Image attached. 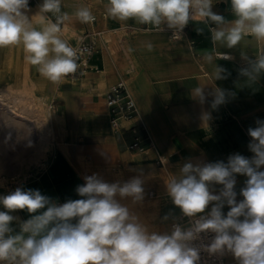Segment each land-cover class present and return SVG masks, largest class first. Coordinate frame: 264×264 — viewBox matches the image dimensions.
Masks as SVG:
<instances>
[{"label": "clouds", "instance_id": "clouds-1", "mask_svg": "<svg viewBox=\"0 0 264 264\" xmlns=\"http://www.w3.org/2000/svg\"><path fill=\"white\" fill-rule=\"evenodd\" d=\"M226 2L235 17L231 21L213 11V0H108L106 15L159 31L166 26L173 37L198 20L208 27L213 44L235 49L249 37L264 44V0ZM31 12L29 0H0V48L22 46L25 61L59 84L79 68L77 49L61 36L71 16L62 11V0H42ZM71 15L84 24L95 21L89 7H78ZM197 32L203 34V29ZM145 46L153 50L151 42ZM203 58L209 64L235 59L229 52ZM240 59L244 80L264 77V48L254 56L240 51ZM230 75L215 64V81ZM192 93L201 105L207 102L204 87ZM208 95L216 110L235 93L215 87ZM205 115L210 119L209 113L201 119ZM247 135L250 157L237 152L226 160L183 158L175 166L179 174L164 185L173 207L151 220L144 215L153 194L143 169L130 168L132 175L112 180L101 172L85 174L74 189L78 198L63 203L23 185L0 194V264H224L226 257L235 264H264V119L257 118ZM23 141L32 146L29 137ZM100 155L110 161L102 150ZM238 176L246 179L237 191ZM20 211L29 218L14 215ZM157 220L163 227L154 226Z\"/></svg>", "mask_w": 264, "mask_h": 264}, {"label": "crops", "instance_id": "crops-1", "mask_svg": "<svg viewBox=\"0 0 264 264\" xmlns=\"http://www.w3.org/2000/svg\"><path fill=\"white\" fill-rule=\"evenodd\" d=\"M41 2L29 0L30 16L35 14ZM213 3L214 12L224 15L229 21L235 18L230 11V2L213 0ZM107 4L108 0H62V11L71 16L62 26V38L73 47L81 41L93 43L96 47L87 69L79 77L73 80L64 78L61 83L54 84L42 77L36 66L28 63L27 79L42 84V105L51 109L50 113L61 122L60 137L57 141H50L53 144L49 149L52 159L50 172L41 175L38 189L50 184L53 188L51 197L63 203L66 199L78 198L74 190L73 193L65 190L62 183L64 177H73L71 185L75 189L83 183L82 176L85 174L101 172L112 180L121 174L127 178L133 174L129 169L136 168L148 172L151 197L154 198L164 191L165 183L173 175L179 174L175 166L182 163L183 158L226 160L230 154L237 152L250 157L247 129L255 126L257 118L264 119V77L251 82L239 75L238 70L243 66L240 51L254 56L264 48V44L249 37L235 49L224 48L219 43L213 44L208 27L198 20L190 21L182 36L173 37V31L166 26L164 31H159L134 19L123 22L113 19L106 15ZM81 6L90 8L95 16L94 22L84 24L71 15ZM37 21L38 16H33V23L39 27ZM198 29H203V34L198 33ZM147 42L153 44V50L146 48ZM11 48L15 52L10 59L9 80L5 83L15 88L19 59L16 57L17 46ZM220 52H229L235 59H214L209 64L203 58L205 53L216 57ZM215 64L228 69L230 77L215 81ZM119 81L125 83L127 93L135 103V125L139 134L151 144L152 148L144 154H134L127 149L132 139L129 132L132 123L121 124L125 140L121 133L109 131L111 127L104 96ZM196 87L205 88L207 102L203 105L192 93ZM215 87L235 95L213 110L210 107L212 96L208 93ZM102 113H106L105 127L108 130L94 134V120L100 121ZM203 113H209L210 119L207 115L201 119ZM81 130L84 132L81 133ZM65 148L71 150V159L65 155ZM21 149L26 151L23 146ZM101 150L110 157L109 162L100 155ZM42 157L43 153L33 159L20 160L16 173L24 174L28 164ZM80 159L84 164L82 168L77 162ZM158 159L162 164L158 163ZM149 160H153L152 166L159 165L160 169L151 170L146 163ZM245 179L237 177V191ZM172 207L167 195H163L160 198V213ZM227 210L224 209L225 212ZM17 215L21 218L22 212H17ZM225 264H235V261L226 257Z\"/></svg>", "mask_w": 264, "mask_h": 264}, {"label": "rangeland", "instance_id": "rangeland-1", "mask_svg": "<svg viewBox=\"0 0 264 264\" xmlns=\"http://www.w3.org/2000/svg\"><path fill=\"white\" fill-rule=\"evenodd\" d=\"M23 89L25 94L23 95L25 96L24 98L27 97L31 98V100L24 101L25 103L23 102V104L27 106V109L29 110L32 116L34 114L35 117L39 115L42 116V113L45 112L46 110L52 112L51 109H49L48 107L44 108L42 105L41 99L43 97L44 91L37 92L33 90V86H31V84L29 83H27V87L25 84ZM13 122L14 123H12V121H7L6 123L2 124V122L0 121V126H1L0 127V194H6L8 191L14 190L16 187L21 185H23L26 188L38 189L39 179L41 178V175L43 176L46 175V173L48 174L50 172L52 159L49 157V152H50L49 149L53 146V144L49 141L58 140V138L51 135L48 137L47 142H42L38 138L37 134L33 131L32 127L31 128L25 127V125L23 123H20L19 121H13ZM60 125L58 127L59 130H61ZM114 133H118V134L121 133L125 140L123 131L114 132ZM24 134H25V139H27L28 137L31 139L32 141L31 147H27L26 142H24V144L22 143L24 140ZM22 146L23 148H25L26 151H23L21 149ZM42 153H43V157L40 158V160H37L32 164H28V169L24 174L19 175L18 173H16L17 169L19 168L18 162L20 160L24 158H27L28 160L31 158L33 159L34 156L38 157ZM152 161L153 160H149L146 162L150 165V169L151 170L160 169L159 165L155 164V166H152L151 165ZM136 164L140 165L143 163H136ZM72 181H73V177H64L62 179V183L65 186V190H67V192L70 193H73L74 190V188H72L73 186L71 185ZM39 190H41L43 194L49 196L53 194V188L50 184L46 188ZM0 210H4V209L0 207ZM21 212H22L20 218L21 220H26L29 218L27 212L24 211ZM15 215H17V213H15ZM13 226L18 231V225L14 223Z\"/></svg>", "mask_w": 264, "mask_h": 264}, {"label": "bare ground", "instance_id": "bare-ground-1", "mask_svg": "<svg viewBox=\"0 0 264 264\" xmlns=\"http://www.w3.org/2000/svg\"><path fill=\"white\" fill-rule=\"evenodd\" d=\"M11 47L0 48V121L2 122V124L6 123L7 121H12V123H14L13 121H19L20 123H23L25 127H30V128L32 127L33 131L37 134L38 138L42 142H47L48 137L51 135H53L56 138H59L61 135V130L58 129L59 125L61 124L60 120L56 119V117H54L52 113H50L48 110L43 112L42 116L39 115L35 117L34 113H33L34 115L32 116L29 110L27 109V106L23 104L24 101L31 100V98L29 97L24 98L25 96H23L25 95L24 89H23L25 84H26V87H27V83L31 84V86H33V90L37 92H43L44 87L39 82L30 81L29 79H27L26 76L28 73V63L24 59V52H23L22 46H17L16 48V57L19 59V64H18V69H17V73L19 76L15 81L16 87L11 88L8 86V84L5 83L6 81L9 80L8 75L11 70L10 59L13 57L12 55L15 52V50H13ZM33 106H34V103H33ZM86 109H88V106H86ZM100 116H101L100 121L94 120L95 125H96V128L94 129V134H101L102 132H105L106 130H108L105 127L106 126V113H102ZM96 118L93 117V119H96ZM111 129L112 128H110L109 131ZM82 132L84 131L81 130V133ZM64 153L65 155L70 157V159L72 158L73 154L71 150L65 148ZM77 162L80 163V164L79 163L77 164H79V167L82 168V166L84 165L83 160L80 159ZM121 175L124 178L126 177L124 174H121ZM121 175H119V177L117 175V178H120ZM149 185H150V181H148L147 183V187L150 190ZM165 194H166L165 191H161V193H159L156 197L154 198L150 197V201L148 202V204L145 206V209H144V215L149 220H151V217L157 212L160 215L164 214L163 212L160 213L159 204H160V198ZM154 226L158 228L163 227V225H161L160 223H157V221L154 222Z\"/></svg>", "mask_w": 264, "mask_h": 264}, {"label": "built area", "instance_id": "built-area-1", "mask_svg": "<svg viewBox=\"0 0 264 264\" xmlns=\"http://www.w3.org/2000/svg\"><path fill=\"white\" fill-rule=\"evenodd\" d=\"M74 48L78 51L79 59L77 62L79 68L75 74L66 77V79L70 80L76 79L87 69L89 59L96 53V47L93 43L81 41ZM104 100L107 108L109 124L114 132L121 131L122 123H132L129 127L132 139L128 144V151L134 154H144L150 150L152 148L150 142L139 134L137 126L135 125L137 122L135 121L137 110L134 101L127 93L125 83L119 81L113 85L105 94ZM158 163L162 164V161L158 159Z\"/></svg>", "mask_w": 264, "mask_h": 264}]
</instances>
